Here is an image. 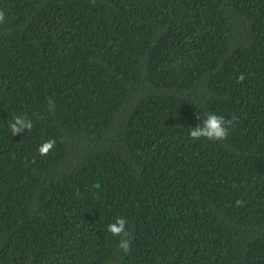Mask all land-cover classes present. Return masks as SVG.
Instances as JSON below:
<instances>
[{"label":"trees","instance_id":"1","mask_svg":"<svg viewBox=\"0 0 264 264\" xmlns=\"http://www.w3.org/2000/svg\"><path fill=\"white\" fill-rule=\"evenodd\" d=\"M0 10V264H264V0Z\"/></svg>","mask_w":264,"mask_h":264},{"label":"clouds","instance_id":"2","mask_svg":"<svg viewBox=\"0 0 264 264\" xmlns=\"http://www.w3.org/2000/svg\"><path fill=\"white\" fill-rule=\"evenodd\" d=\"M5 19V13L0 10V23H3ZM244 79L243 74L238 77V82H242ZM49 106L54 107L51 101H49ZM200 121L195 127H190L189 135L192 139L206 138L211 141H223L227 138L229 134V129L233 124L235 117L231 119H225L222 115H217L215 113H205L203 119L197 116ZM12 135H17L21 133L24 129L31 131L33 128V123L31 119L17 115L14 117L13 121L9 123ZM56 141L54 139H49L40 144L37 148L40 155L46 156L54 147ZM237 204L243 203L240 200L236 201ZM126 220L123 217H118L115 222L108 225L107 230L113 235L121 237L118 241V248L124 252L130 251V243L128 240L129 233L126 230Z\"/></svg>","mask_w":264,"mask_h":264}]
</instances>
